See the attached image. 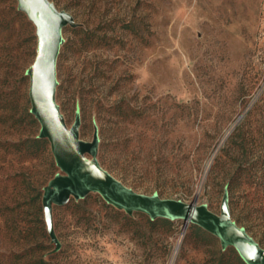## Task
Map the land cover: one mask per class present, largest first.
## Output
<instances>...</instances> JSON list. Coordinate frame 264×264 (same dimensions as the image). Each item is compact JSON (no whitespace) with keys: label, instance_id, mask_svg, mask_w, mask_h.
Instances as JSON below:
<instances>
[{"label":"rangeland","instance_id":"374dc122","mask_svg":"<svg viewBox=\"0 0 264 264\" xmlns=\"http://www.w3.org/2000/svg\"><path fill=\"white\" fill-rule=\"evenodd\" d=\"M49 1L78 26L63 30L55 102L68 129L79 118V140L98 130L86 157L133 192L217 216L228 190L231 220L264 251V142L223 152L264 89V0ZM36 50L35 24L0 0V264H246L189 221L130 215L99 192L52 202L47 220L43 195L66 174L49 142H33Z\"/></svg>","mask_w":264,"mask_h":264},{"label":"water","instance_id":"95a60500","mask_svg":"<svg viewBox=\"0 0 264 264\" xmlns=\"http://www.w3.org/2000/svg\"><path fill=\"white\" fill-rule=\"evenodd\" d=\"M17 1L20 11L26 13L37 28V54L27 70L31 84V113L41 125L40 137L49 140L57 165L66 174L55 178L43 195L47 220H50L52 202L63 206L71 195L84 199L91 192H99L108 204L130 215L141 212L151 219L184 220L201 226L219 238L224 249L234 247L246 264H264V251L231 220L228 190L224 194L222 213L217 216L203 205L133 192L112 178L98 162L86 157L87 153H97L98 130L91 144L79 140V118L68 129L55 102L56 66L63 44V30L67 26H78L70 14L59 11L49 0Z\"/></svg>","mask_w":264,"mask_h":264},{"label":"trees","instance_id":"16d2710c","mask_svg":"<svg viewBox=\"0 0 264 264\" xmlns=\"http://www.w3.org/2000/svg\"><path fill=\"white\" fill-rule=\"evenodd\" d=\"M18 9H19V6H18ZM20 11V9H19ZM22 12V11H21ZM24 13V12H23ZM26 14V13H25ZM27 15V14H26ZM28 17V15H27ZM29 18V17H28ZM30 20V19H29ZM31 21V20H30ZM32 22V21H31ZM33 23V22H32ZM34 24V23H33ZM126 27L129 28L130 27V22L126 24ZM125 27V28H126ZM36 36H37V28H36ZM36 54H37V50H36ZM36 58V57H35ZM30 97V96H29ZM32 108V107H31ZM28 117L30 119V121L34 124H37L39 123V121L35 118V116L32 114V113H29L28 112ZM263 116V119H264V89L261 93V95L259 96V98L257 99L256 103L253 105L252 109L248 112L247 114V117L246 119L243 121L242 124H240L236 129H235V132L237 131V133L235 135H232L229 139V146L228 148L223 151L225 152V155L228 154V150H230L231 148H233V145H239L240 149L242 151H246L247 152V149H248V146L250 144V141L252 140L253 142H255L256 144H262L264 142V120H262V124H263V128L261 130L258 131V134L257 135H252L251 136V139L247 138V134L245 133V128H246V124H249L250 122V118L251 117H254V116ZM253 137V138H252ZM238 139H240V141H238ZM249 139V140H248ZM34 144L38 145V146H47L48 145V142L49 140L46 139V138H37L35 139L34 141ZM50 143V142H49ZM51 145V144H50ZM115 145V149H119V144L116 143L114 144ZM53 153V152H52ZM245 154V153H244ZM247 154V153H246ZM249 154V153H248ZM244 156V155H243ZM246 157V155H245ZM218 160V158L216 159ZM259 163L260 164V169L262 171V173L264 174V155H261L259 157ZM57 163V162H56ZM243 168V165H240V171L241 172H245L246 175H248L247 171H250L251 168ZM257 175V174H256ZM255 176V175H253ZM252 176V178H253ZM251 177V175H250ZM41 197V194L38 193L36 194V196H34L31 200V203H34L36 201H38ZM44 208V207H43ZM152 221H154L155 223H164V224H171L170 219H166V218H157V219H152ZM198 226V225H197ZM201 226H199V229L198 231H201L204 235H208L206 232L202 231L201 229ZM204 230V229H203ZM209 233V232H208ZM211 234V233H210ZM213 235V234H212ZM242 259V258H241ZM39 264H50L48 261L44 260V258H41L40 261H39Z\"/></svg>","mask_w":264,"mask_h":264},{"label":"bare ground","instance_id":"6f19581e","mask_svg":"<svg viewBox=\"0 0 264 264\" xmlns=\"http://www.w3.org/2000/svg\"><path fill=\"white\" fill-rule=\"evenodd\" d=\"M177 251H178V249H176V252L175 253H177Z\"/></svg>","mask_w":264,"mask_h":264}]
</instances>
